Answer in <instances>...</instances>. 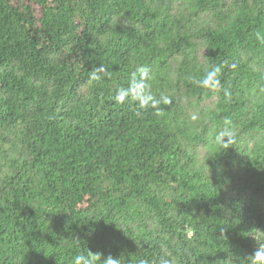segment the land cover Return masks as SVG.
I'll list each match as a JSON object with an SVG mask.
<instances>
[{"label":"trees","instance_id":"trees-1","mask_svg":"<svg viewBox=\"0 0 264 264\" xmlns=\"http://www.w3.org/2000/svg\"><path fill=\"white\" fill-rule=\"evenodd\" d=\"M257 31L264 0H0V264H72L86 250L252 264L264 242ZM100 65L111 77L91 80ZM213 65L220 89L189 80ZM140 66L172 99L161 116L113 99ZM225 117L228 150L213 142Z\"/></svg>","mask_w":264,"mask_h":264},{"label":"clouds","instance_id":"clouds-1","mask_svg":"<svg viewBox=\"0 0 264 264\" xmlns=\"http://www.w3.org/2000/svg\"><path fill=\"white\" fill-rule=\"evenodd\" d=\"M255 35L259 41L264 42V33L257 31ZM220 73L221 66L213 65L202 77L197 79L190 76L189 80L201 88L214 91L222 87L219 79ZM110 77L111 73L103 65L94 67L90 75V79L93 81H102L104 78ZM151 80L152 74L150 70L145 66H140L132 72L126 87L120 86L116 89L113 99L120 104L135 101L138 108L137 116H140L143 111L149 108L154 111L155 115L161 116L163 114L161 106L170 105L172 99L166 93H161L159 96L153 94ZM224 95L230 97L231 93L224 89ZM213 142L223 150H228L231 148L230 145L236 143L235 128L229 117L224 118L223 128L217 132ZM250 260L252 264H264V242L260 243L258 250L253 257H250ZM98 262L100 264H120L117 258L108 256L102 259L101 253H93L90 250L75 255L72 264H98ZM140 264H147V262L142 260ZM159 264H175V258L168 255L161 256Z\"/></svg>","mask_w":264,"mask_h":264}]
</instances>
